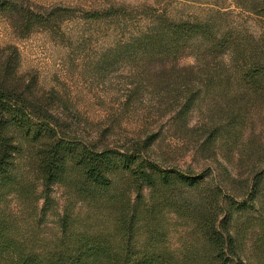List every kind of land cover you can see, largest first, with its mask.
<instances>
[{"label":"trees","instance_id":"16d2710c","mask_svg":"<svg viewBox=\"0 0 264 264\" xmlns=\"http://www.w3.org/2000/svg\"><path fill=\"white\" fill-rule=\"evenodd\" d=\"M208 3L203 17L153 10L90 61L96 73H128L119 105L143 111L130 134L114 118L85 134L15 75L16 58L0 62V264H264V34L235 13L264 18V0ZM72 16L0 0L20 37ZM167 136L190 162L158 152ZM218 178L245 179L227 188Z\"/></svg>","mask_w":264,"mask_h":264},{"label":"rangeland","instance_id":"374dc122","mask_svg":"<svg viewBox=\"0 0 264 264\" xmlns=\"http://www.w3.org/2000/svg\"><path fill=\"white\" fill-rule=\"evenodd\" d=\"M39 9L64 7L73 16L64 19L57 29L39 30L20 37L9 22L0 17V62L16 58L15 75L32 84L34 92L55 99L56 112L64 115L85 134H94L114 118L121 134H130L141 124L138 107L125 112L119 105L123 99L128 73L124 70L96 73L89 64L107 47L130 34H137L149 22L153 10H161L172 18L203 17L208 0H27ZM119 10L118 15L85 18L86 12ZM240 22L255 35L264 34V18L235 9ZM13 57V58H12ZM193 62L184 58L181 65ZM96 73V74H95ZM175 146V150L166 144ZM158 152L170 154L184 165L191 161L190 150L178 139L166 137ZM221 158V157H219ZM231 175L243 173L220 159ZM223 165V166H224ZM224 186H236L245 178H218ZM231 184V185H229ZM52 196L62 205L66 201L63 188L54 186ZM177 244V236L172 238Z\"/></svg>","mask_w":264,"mask_h":264}]
</instances>
